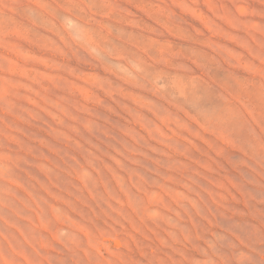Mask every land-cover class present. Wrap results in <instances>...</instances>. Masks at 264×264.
I'll return each mask as SVG.
<instances>
[{
    "label": "rangeland",
    "instance_id": "1",
    "mask_svg": "<svg viewBox=\"0 0 264 264\" xmlns=\"http://www.w3.org/2000/svg\"><path fill=\"white\" fill-rule=\"evenodd\" d=\"M0 264H264V0H0Z\"/></svg>",
    "mask_w": 264,
    "mask_h": 264
}]
</instances>
